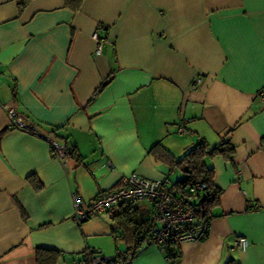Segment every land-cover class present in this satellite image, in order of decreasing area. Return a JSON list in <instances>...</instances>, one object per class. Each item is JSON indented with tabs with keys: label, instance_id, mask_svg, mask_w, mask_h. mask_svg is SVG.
<instances>
[{
	"label": "crops",
	"instance_id": "0c3cea01",
	"mask_svg": "<svg viewBox=\"0 0 264 264\" xmlns=\"http://www.w3.org/2000/svg\"><path fill=\"white\" fill-rule=\"evenodd\" d=\"M94 33L107 41L100 53ZM259 92L264 0H0V264H40L39 249L85 264L118 207L77 225L74 195L86 208L132 173L174 184L183 174L171 160L224 140L229 157L205 156L221 191L206 236L181 243L173 263L143 244L130 264H264ZM8 108L39 135L9 127ZM49 131L80 160L53 158Z\"/></svg>",
	"mask_w": 264,
	"mask_h": 264
},
{
	"label": "built area",
	"instance_id": "2783aa9c",
	"mask_svg": "<svg viewBox=\"0 0 264 264\" xmlns=\"http://www.w3.org/2000/svg\"><path fill=\"white\" fill-rule=\"evenodd\" d=\"M92 37L95 40V50L100 53L102 45L107 41L98 37L97 33ZM258 96L264 102V93L259 92ZM6 112L9 127L39 135L36 127L28 124L13 108H8ZM177 133L187 134L181 123L177 124ZM44 138L48 142L51 156L66 166L68 162L66 142L52 131H49ZM108 166H111L110 162ZM205 189L204 183H195L187 187L185 193H181L167 178L149 179L132 173L123 177L116 188L97 194L86 208H82L80 201L74 195L73 219L77 225H81L91 217L106 214L121 204L146 201L151 206L154 223L147 243L166 255L169 249L178 248L183 242H198L206 236L209 220L197 216L195 211L197 206L194 205L198 203ZM247 244L246 238L237 237L233 247L243 249ZM129 259L130 257L122 262L115 257H106L99 251L92 250L88 255L87 264H128Z\"/></svg>",
	"mask_w": 264,
	"mask_h": 264
},
{
	"label": "trees",
	"instance_id": "16d2710c",
	"mask_svg": "<svg viewBox=\"0 0 264 264\" xmlns=\"http://www.w3.org/2000/svg\"><path fill=\"white\" fill-rule=\"evenodd\" d=\"M67 6L72 9H77L81 5L83 0H65ZM102 86V85H101ZM1 135V134H0ZM158 145H155L151 149V153L158 151ZM160 146V145H159ZM220 152L225 157H229L232 153V147L228 140H224L218 147L211 150L203 142H198L190 150H188L181 158L177 160H171L182 171V178L174 183V187L181 193L186 192V188L195 183H204L206 189L204 190L202 197H199L197 206L195 209L197 216L205 217L210 221L211 210L218 204L221 191L213 185V169L209 168L205 163L206 155H213ZM66 153L68 159H79V153L75 146H68L66 144ZM157 154L159 153L156 152ZM34 185V184H33ZM197 204V205H196ZM148 213H143L142 209H139L134 203H124L118 206L116 214L113 216V225H111V235L117 240L124 242L126 245L125 252L116 253L113 257L119 259L122 262L126 261L128 257L129 263L137 254L139 248L143 245H149L147 240L150 238L154 223L152 220V209ZM118 229H120L118 232ZM93 249L86 248L84 251L85 264H87L88 255L92 253ZM50 251L41 250L37 251V261L40 264H54L55 256H47L45 253ZM164 254V253H163ZM165 255V254H164ZM178 256V248L169 249L165 257L169 262H175Z\"/></svg>",
	"mask_w": 264,
	"mask_h": 264
},
{
	"label": "rangeland",
	"instance_id": "374dc122",
	"mask_svg": "<svg viewBox=\"0 0 264 264\" xmlns=\"http://www.w3.org/2000/svg\"><path fill=\"white\" fill-rule=\"evenodd\" d=\"M175 173L173 175L174 179H177L180 177V175H176ZM93 242L95 244H98L95 249L96 251H99L102 255L106 257L114 256L116 253V248H115V239L112 235H98L92 238ZM118 244L120 245V248L122 249V242L120 240L117 241Z\"/></svg>",
	"mask_w": 264,
	"mask_h": 264
},
{
	"label": "water",
	"instance_id": "95a60500",
	"mask_svg": "<svg viewBox=\"0 0 264 264\" xmlns=\"http://www.w3.org/2000/svg\"><path fill=\"white\" fill-rule=\"evenodd\" d=\"M110 258H113V256H110Z\"/></svg>",
	"mask_w": 264,
	"mask_h": 264
}]
</instances>
